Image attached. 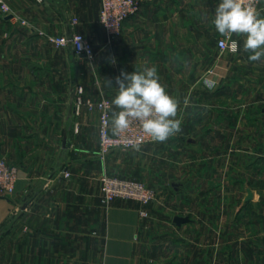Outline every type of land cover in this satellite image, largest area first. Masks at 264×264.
Instances as JSON below:
<instances>
[{
    "label": "crops",
    "instance_id": "crops-1",
    "mask_svg": "<svg viewBox=\"0 0 264 264\" xmlns=\"http://www.w3.org/2000/svg\"><path fill=\"white\" fill-rule=\"evenodd\" d=\"M5 1L0 158L18 179L0 195V264H264V60H248L242 36L235 54L219 51V0H137L114 46L101 0ZM71 28L100 63L49 43ZM152 66L170 95L190 98L182 131L102 161L98 113L77 112V88L112 100L121 70ZM104 168L146 182L155 200L107 201Z\"/></svg>",
    "mask_w": 264,
    "mask_h": 264
},
{
    "label": "clouds",
    "instance_id": "clouds-1",
    "mask_svg": "<svg viewBox=\"0 0 264 264\" xmlns=\"http://www.w3.org/2000/svg\"><path fill=\"white\" fill-rule=\"evenodd\" d=\"M211 24L220 37L230 42L233 54L238 51L239 44L232 37L242 36L243 50L250 53L248 60H264V18L254 6V0H219ZM107 83L112 86L111 80ZM115 83L117 93L111 103L118 111H113L110 119L112 135L119 137L134 125H138L142 133L126 147L139 153L145 138L154 143H165L182 131L183 112L192 106L190 98L186 96L181 101L170 95L160 82L155 66L135 69L131 73L121 70ZM204 85L209 90L216 86L209 80H205Z\"/></svg>",
    "mask_w": 264,
    "mask_h": 264
},
{
    "label": "built area",
    "instance_id": "built-area-1",
    "mask_svg": "<svg viewBox=\"0 0 264 264\" xmlns=\"http://www.w3.org/2000/svg\"><path fill=\"white\" fill-rule=\"evenodd\" d=\"M262 0H254V6L260 12ZM140 8L137 0H101L100 21L103 24L107 42L112 44L117 37L122 33L123 23L132 15L136 14ZM0 14L3 18L14 16L12 8L5 0H0ZM26 24L25 21H21ZM77 23V19L73 18L72 26ZM50 44L56 47H71L73 51L80 56H84L90 62L96 58V53L92 42L83 33L75 31L71 28L70 33L62 35L48 36ZM233 40H238L235 35ZM239 44V42H238ZM217 47L221 53L230 51V42L223 37L217 39ZM111 99L102 96L100 99H95L85 95L84 88L78 87L75 98V105L77 112L80 108L85 107L89 111L98 113V137H99V158L102 161L106 160L112 150L131 149L126 147L130 140H134L142 133L138 125L131 127L126 133L119 137H114L110 130V119L114 106ZM118 111V109L116 110ZM154 143L148 138H145L144 144ZM142 145V146H143ZM71 172L66 170L64 172L65 178H71ZM18 179V169L12 165L6 158H0V195L8 196L14 193ZM101 191L107 201L119 197L122 199H131L138 201L143 207H146L156 198L155 190L148 186L144 181L127 176H119L111 174L104 168L101 176ZM141 215L148 216L145 209L141 210ZM14 264V263H10Z\"/></svg>",
    "mask_w": 264,
    "mask_h": 264
},
{
    "label": "rangeland",
    "instance_id": "rangeland-1",
    "mask_svg": "<svg viewBox=\"0 0 264 264\" xmlns=\"http://www.w3.org/2000/svg\"><path fill=\"white\" fill-rule=\"evenodd\" d=\"M262 2H264V0H262ZM113 44V46H114V42L112 43ZM114 61V60H113ZM88 62H90L89 60H88ZM101 61H100V59L99 58H95V60L94 61H92V63H96V64H98V63H100ZM77 90H78V88H77ZM77 90H76V95H77ZM76 95H75V98H76ZM171 138H173V137H171ZM112 152H114V153H116V154H118V155H123L124 157H130V156H132V154H133V151H132V149H120V148H117V149H114V150H112ZM111 152V153H112ZM110 153V154H111ZM108 156L109 155H107L106 156V162L108 161ZM142 167L143 166H140L139 168L138 167H136L135 168V171H137V170H139V171H141L142 170ZM146 170V169H145ZM145 173V172H144ZM131 176H133V175H131ZM146 183V182H145ZM147 184V183H146ZM148 185V184H147Z\"/></svg>",
    "mask_w": 264,
    "mask_h": 264
},
{
    "label": "water",
    "instance_id": "water-1",
    "mask_svg": "<svg viewBox=\"0 0 264 264\" xmlns=\"http://www.w3.org/2000/svg\"><path fill=\"white\" fill-rule=\"evenodd\" d=\"M178 220H181V219H178Z\"/></svg>",
    "mask_w": 264,
    "mask_h": 264
}]
</instances>
